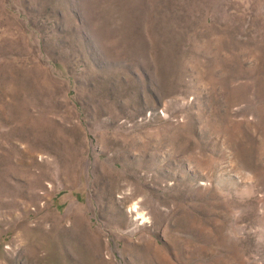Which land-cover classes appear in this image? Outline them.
<instances>
[{
  "label": "rangeland",
  "instance_id": "rangeland-1",
  "mask_svg": "<svg viewBox=\"0 0 264 264\" xmlns=\"http://www.w3.org/2000/svg\"><path fill=\"white\" fill-rule=\"evenodd\" d=\"M0 264H264V0H0Z\"/></svg>",
  "mask_w": 264,
  "mask_h": 264
}]
</instances>
